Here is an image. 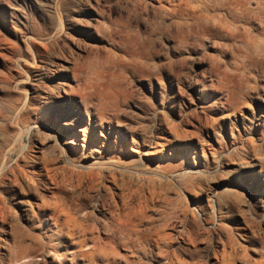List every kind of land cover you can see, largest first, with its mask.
<instances>
[{"label":"rangeland","instance_id":"374dc122","mask_svg":"<svg viewBox=\"0 0 264 264\" xmlns=\"http://www.w3.org/2000/svg\"><path fill=\"white\" fill-rule=\"evenodd\" d=\"M259 177L264 0H0V264H264Z\"/></svg>","mask_w":264,"mask_h":264},{"label":"bare ground","instance_id":"6f19581e","mask_svg":"<svg viewBox=\"0 0 264 264\" xmlns=\"http://www.w3.org/2000/svg\"><path fill=\"white\" fill-rule=\"evenodd\" d=\"M64 63H65V66H63L64 70H69V67H70V64L69 61L67 60H64ZM59 99H60V103L63 104L64 106V109L65 110L64 112L66 113V115H69V116H74V115H77L79 116L81 119V121L83 119H85V114L82 113L81 108L79 109H76L75 107V104H77L78 101H76V98L75 97H72V95L67 91V89L61 85V88H60V93H59ZM57 112V111H56ZM55 112V115H57V113ZM61 114V113H60ZM91 117V116H89ZM91 119V118H90ZM65 125H69V123H65ZM91 125V123H90ZM93 125V124H92ZM118 128H115V126L111 125L109 127H107L108 129V135H111V134H115L117 133L118 135L121 133V134H128L127 132L131 131L130 129L127 128V126L125 124H118L117 125ZM94 127V126H93ZM105 128V127H104ZM70 130V129H69ZM105 130V129H104ZM125 130H128L125 132ZM75 132V131H74ZM105 134V133H104ZM120 136V135H119ZM133 139H134V136H133ZM118 140L122 141V139L118 138ZM135 141V140H134ZM239 182V181H238ZM254 185L256 187H259L260 189H262L264 191V177H259V178H255V181H254ZM22 201V200H21ZM24 202V201H23ZM31 208V206H29ZM27 207V205H24V204H21V212L24 214V215H27L29 216L30 214V208ZM32 211V210H31ZM30 255H26L25 258H29L30 260L32 259L31 257H29ZM29 260V261H30ZM18 258L16 259L15 263L13 264H16L18 263Z\"/></svg>","mask_w":264,"mask_h":264}]
</instances>
